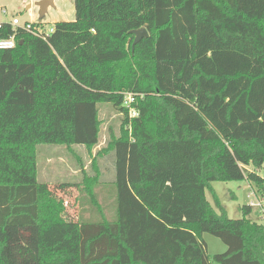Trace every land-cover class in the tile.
Masks as SVG:
<instances>
[{"label":"trees","instance_id":"1","mask_svg":"<svg viewBox=\"0 0 264 264\" xmlns=\"http://www.w3.org/2000/svg\"><path fill=\"white\" fill-rule=\"evenodd\" d=\"M73 8L74 20L56 22L46 41L0 28V39L15 40L0 50V264H264L253 209L230 219L211 186L263 189L248 167L264 173V0H73ZM141 28L148 37L132 49ZM101 104L122 121L92 157L93 174L80 169L77 221L40 222L37 184L18 174L16 157L44 145L91 153ZM101 155L113 160L106 185ZM203 234L226 251L209 258Z\"/></svg>","mask_w":264,"mask_h":264},{"label":"rangeland","instance_id":"2","mask_svg":"<svg viewBox=\"0 0 264 264\" xmlns=\"http://www.w3.org/2000/svg\"><path fill=\"white\" fill-rule=\"evenodd\" d=\"M40 0H0V22L9 21L11 17L15 16L20 19L21 23L39 21L38 8L35 6ZM31 8L27 9V7ZM55 7L50 8L47 14L42 19L43 29H48L55 24V22H71L74 20L73 0H55ZM6 10L8 15H2L1 11ZM127 99V96H126ZM98 116L101 121L100 134L98 145L88 153L82 146H71L68 150L64 146H39L35 149L31 148L16 157L14 163L17 167L18 174L23 179H32L37 183H48L49 185H59L62 183L75 185L81 182L82 174L81 168L86 174L92 175L91 161L92 157L100 149L106 146L110 133L114 136L119 135L122 115L119 110L110 104L98 105ZM130 116H135L133 111ZM94 154V155H93ZM96 166L100 171V183L106 185L113 181V160L111 155H101L95 159ZM250 171H255L260 177H264L263 171H256L252 167H248ZM99 186L96 190L99 202L104 207V211L108 218L111 215L110 204L112 202L109 198V193L106 188ZM221 206L226 211L230 219H241L243 206H248L250 202L260 201L262 199L263 189H259L253 183L247 181L238 182H213L211 184ZM112 190L113 185H109ZM208 201L212 204L210 193L206 194ZM41 199L43 197L41 196ZM54 202H52L53 204ZM72 206H67L68 212L62 211L61 206L57 202L53 204L51 220L47 223L54 222H69L65 221L63 216H69L70 213L78 215L77 196H74ZM41 215L46 212L45 203L42 201L39 208ZM86 217V213L83 214ZM252 220L264 226V220L259 217L256 209L250 215ZM72 220V218H70ZM42 221V217L40 222ZM202 240L205 243L206 255L211 258L214 255L222 254L226 251V246L217 238L203 234Z\"/></svg>","mask_w":264,"mask_h":264},{"label":"crops","instance_id":"3","mask_svg":"<svg viewBox=\"0 0 264 264\" xmlns=\"http://www.w3.org/2000/svg\"><path fill=\"white\" fill-rule=\"evenodd\" d=\"M53 3L55 5V0H53ZM29 8H31V6L29 5ZM49 10V9H48ZM36 22V21H32ZM56 23V22H55ZM94 150V149H93ZM94 155V154H93ZM33 178L29 179L32 181ZM34 180V179H33ZM37 188H38V197L39 200L45 203V208H46V212L43 213L41 215L40 211H39V220H41L42 217V221L43 223H47L49 220H51V215L54 216V214H52V206L53 204H55V202H57L59 204V206H61L62 211H66L68 212V208H66L67 206H69V210H70V206L71 203L73 202L74 196H77V187L76 184L75 185H69V184H59V185H49L48 183H37ZM41 196L43 197V199H41ZM52 202H54L52 204ZM41 206V204H40ZM39 206V208H40ZM253 212V210H252ZM51 214V215H50ZM63 218L65 221H69V222H75L77 221L78 215H76V213L74 214L73 212L70 213L69 216H63ZM70 218H72V220H70Z\"/></svg>","mask_w":264,"mask_h":264},{"label":"built area","instance_id":"4","mask_svg":"<svg viewBox=\"0 0 264 264\" xmlns=\"http://www.w3.org/2000/svg\"><path fill=\"white\" fill-rule=\"evenodd\" d=\"M2 15H8V12L6 10L1 11ZM36 25H34V22H24L21 23L20 19L18 17H11L9 21L0 22V28L3 25H9L13 32H16L18 28L24 29L25 31L31 33L34 37L39 38L43 41H46L47 38L53 33V26H51L48 29H43L42 25L45 24L43 21L41 22H35ZM15 46V40L14 35L9 37L8 39H0V50H10ZM127 106L128 103L132 100L129 95H127ZM249 207H251L253 210L256 209V211L259 214V217L264 220V199L262 198L260 201L250 202L248 204Z\"/></svg>","mask_w":264,"mask_h":264},{"label":"water","instance_id":"5","mask_svg":"<svg viewBox=\"0 0 264 264\" xmlns=\"http://www.w3.org/2000/svg\"><path fill=\"white\" fill-rule=\"evenodd\" d=\"M35 6L38 8V19L42 20L45 15L47 14L48 9L54 8L53 0H40L35 4ZM29 9V7H27ZM131 34L134 36V40L132 43V49L136 44H138L142 39L148 37V33L144 28L134 30L131 32Z\"/></svg>","mask_w":264,"mask_h":264}]
</instances>
